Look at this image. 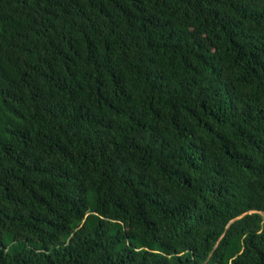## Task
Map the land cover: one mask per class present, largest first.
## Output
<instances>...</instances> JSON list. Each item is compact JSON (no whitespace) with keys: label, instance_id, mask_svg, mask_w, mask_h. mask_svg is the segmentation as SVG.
<instances>
[{"label":"trees","instance_id":"trees-1","mask_svg":"<svg viewBox=\"0 0 264 264\" xmlns=\"http://www.w3.org/2000/svg\"><path fill=\"white\" fill-rule=\"evenodd\" d=\"M264 0H0V264H264Z\"/></svg>","mask_w":264,"mask_h":264},{"label":"rangeland","instance_id":"rangeland-1","mask_svg":"<svg viewBox=\"0 0 264 264\" xmlns=\"http://www.w3.org/2000/svg\"><path fill=\"white\" fill-rule=\"evenodd\" d=\"M262 215H264V213H261Z\"/></svg>","mask_w":264,"mask_h":264}]
</instances>
